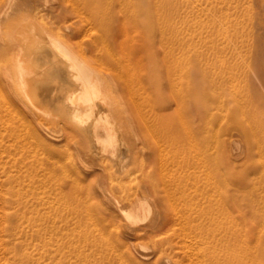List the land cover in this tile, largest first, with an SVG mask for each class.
<instances>
[{"label":"rangeland","instance_id":"obj_1","mask_svg":"<svg viewBox=\"0 0 264 264\" xmlns=\"http://www.w3.org/2000/svg\"><path fill=\"white\" fill-rule=\"evenodd\" d=\"M7 1L0 0L2 64L7 31L1 11ZM43 1L53 6L69 0ZM192 5V0L184 1L178 20L183 26L179 86L185 87L187 75L195 74L199 93L197 105L180 111L179 125L185 134L181 145L171 144L154 126L151 101L143 98L139 107L132 108L141 139L132 144V154L125 159L85 156L81 147L71 144L52 155L47 173L36 157L37 148L29 143L10 146L12 137L3 126L1 263L8 264L10 255L29 254L34 264H255L251 257L257 254L264 264V221L254 219L249 205H258L264 194V0H196L203 12L196 18L185 17V9ZM37 17L56 39L65 41L64 27L52 23L48 14ZM84 45L70 48L84 57L88 50ZM100 52L104 57L95 63L98 71L110 73L123 64L124 52L118 47ZM131 56V64L140 65L139 54ZM139 68H132L130 77L136 99L142 90ZM6 92L0 90V106ZM112 99L120 119L121 98ZM140 111L147 118L146 126ZM191 117L193 141L183 128L184 119ZM60 125L55 126L58 134L67 128ZM27 130L20 127L15 132L23 140ZM116 162L120 170L114 168ZM17 198L29 199L25 202L36 208L20 205ZM46 199L52 202L50 208L41 203Z\"/></svg>","mask_w":264,"mask_h":264},{"label":"bare ground","instance_id":"obj_2","mask_svg":"<svg viewBox=\"0 0 264 264\" xmlns=\"http://www.w3.org/2000/svg\"><path fill=\"white\" fill-rule=\"evenodd\" d=\"M184 1L188 0H69L53 6L43 0H9L3 3V11H1L3 23H5L3 31L7 32L3 33V64L0 63L3 77L0 80V90L3 89L5 92L7 90L8 94L4 97L5 99L1 97V150L3 151L4 126L12 137L10 146L16 148L29 143L37 148L36 157L42 159L43 168L47 173L51 171L52 155L58 153L60 148L71 144L81 147L85 156L125 159L128 154H132V144L141 139L132 108L139 107L142 98L151 101L154 126L163 132L171 144L181 145L185 141V134L181 132L182 128L179 125L180 111L182 107L197 105L199 93V83L195 74L187 75L188 83L185 87L179 86L181 67H179L178 53L183 26L181 27L178 20L183 17ZM192 2V7L185 9L187 12L185 17L190 15L196 18L203 12L196 5V0ZM25 10H33L34 13L27 14L24 13ZM45 14L51 17L52 23L60 28L64 27V39L67 44L63 43L65 41L56 39L58 37H54L47 24L40 22L37 15ZM73 17L77 19L71 23L68 22ZM83 43L84 47L86 45L88 47L86 54L81 51L85 54L84 57L70 48L72 45L81 46ZM111 46H116L124 52L123 64L116 69L117 71L114 69L110 73L100 72L95 65L99 60L98 57L103 60L104 56H99L100 51L104 47ZM132 53L139 54L140 65L131 64ZM137 66L140 67L137 80L142 89L139 90V99L133 97L135 89L130 82L132 68ZM111 93L121 98L120 119L116 102L113 103L112 99L116 97H112ZM139 114L140 121L146 126L147 118L141 111ZM192 123H194L192 117L188 121L186 119L183 121V128L185 132L188 130L190 135L187 134V136L190 141H193L195 135ZM59 124L67 127L63 133L61 132L63 129H60L62 134L55 131V126ZM20 127H28L26 138L23 140L19 136L20 133L15 132ZM66 155L67 153L65 157ZM80 157L78 156L79 159L82 158ZM0 160L5 161L3 152ZM85 165L88 166V164ZM119 165L121 164H118V167L114 165V168L119 169ZM62 166L65 168L64 165ZM1 172L3 175V164ZM1 182L3 196V179ZM143 183L145 184L144 181ZM71 184H68L69 188ZM48 185L49 183L45 181L46 191H48ZM147 190L149 191L148 187ZM262 197L258 205L253 202L249 205L254 219L263 218L262 221H264V194ZM17 200L20 205L33 206L32 210L36 208L34 204L29 205L25 202L29 199L17 198ZM41 203L45 208L52 206L50 199L43 200ZM117 203L121 204L116 202V206H119ZM138 210L140 211V208H137V212ZM128 212L132 215L131 211ZM0 240L3 243L2 234ZM258 257L257 254L251 257L253 263L262 264L263 260L261 259L260 263ZM7 259L8 264L35 263L34 257L29 254L21 257L10 255Z\"/></svg>","mask_w":264,"mask_h":264}]
</instances>
